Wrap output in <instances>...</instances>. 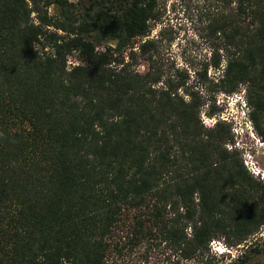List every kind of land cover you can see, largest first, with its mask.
<instances>
[{
	"label": "trees",
	"instance_id": "obj_1",
	"mask_svg": "<svg viewBox=\"0 0 264 264\" xmlns=\"http://www.w3.org/2000/svg\"><path fill=\"white\" fill-rule=\"evenodd\" d=\"M180 1L210 47L202 85L164 67L171 23L148 36L167 0H0V264H118L144 240L188 258L264 224L230 126L201 118L245 84L264 137V0Z\"/></svg>",
	"mask_w": 264,
	"mask_h": 264
},
{
	"label": "rangeland",
	"instance_id": "obj_2",
	"mask_svg": "<svg viewBox=\"0 0 264 264\" xmlns=\"http://www.w3.org/2000/svg\"><path fill=\"white\" fill-rule=\"evenodd\" d=\"M69 1H72L74 3L73 8L82 14L85 11H91L88 9H91V5L95 2V0ZM48 10L51 13L53 12V4L49 6ZM184 11L185 6L180 0H167L162 19L156 25H153L148 36L155 35L160 27L166 23H171L172 29H169L168 32L173 38L167 40L163 36L160 48V56L164 67H170L171 69L173 67H186L189 72V83L202 85L200 84L201 81L197 80L196 73L197 69H201L203 61L209 59L210 47H208L203 38L194 33L189 21L190 17ZM67 62L68 65L77 62L75 52L68 55ZM138 68L142 69L143 65H138ZM219 72H221V69L218 70L208 66L207 75L209 77L216 76ZM202 91L204 92L205 90ZM215 99L219 110L213 115H207L209 100L202 105L201 118L203 123L212 125L217 119H224L225 123L230 126L233 135V141L228 142L227 147L233 148L236 146L246 169L264 186L261 173L257 175L252 172L249 168L252 162L248 159L244 160V158H247L246 151L251 152V156H253L254 154L252 155V153L264 149V137L257 130L252 117L249 115V111H247V107L250 110L253 104L247 100L245 84H240L239 88L233 92L218 91L215 94ZM243 102H245L246 106H243ZM235 122L240 133L232 130ZM253 162H255L256 168H260L256 160ZM187 231L189 232L190 228H187ZM263 238L264 224L255 233L250 234L238 244L229 245L224 237H214L209 241L206 248L198 249L188 258L183 257L179 249L173 248L164 241L152 240H144L132 247L126 246L123 248L122 254L116 257L118 264H232L231 260L239 253L245 252L246 260H239L233 264H264ZM253 247H259V250H254Z\"/></svg>",
	"mask_w": 264,
	"mask_h": 264
},
{
	"label": "clouds",
	"instance_id": "obj_3",
	"mask_svg": "<svg viewBox=\"0 0 264 264\" xmlns=\"http://www.w3.org/2000/svg\"><path fill=\"white\" fill-rule=\"evenodd\" d=\"M243 103H244L243 106H246L245 102H243ZM247 111H250L249 107H247ZM234 125L236 126V122L234 123ZM236 132L240 133L239 130H237ZM243 147L245 148V146H243ZM245 153H246L247 158H244V160L248 159L249 161L252 162V163L250 162L251 164L249 166L251 171L255 172L257 175H259V173H261V178L264 180V149L263 150L260 149L259 151H256L255 153H252V155L254 154L253 156H251V152H247L246 151ZM254 160H256L258 162V167H260V168H256L255 162H253Z\"/></svg>",
	"mask_w": 264,
	"mask_h": 264
},
{
	"label": "built area",
	"instance_id": "obj_4",
	"mask_svg": "<svg viewBox=\"0 0 264 264\" xmlns=\"http://www.w3.org/2000/svg\"><path fill=\"white\" fill-rule=\"evenodd\" d=\"M226 118H227V117H226ZM232 130L236 132V131L238 130L237 126L233 125V126H232Z\"/></svg>",
	"mask_w": 264,
	"mask_h": 264
},
{
	"label": "flooded vegetation",
	"instance_id": "obj_5",
	"mask_svg": "<svg viewBox=\"0 0 264 264\" xmlns=\"http://www.w3.org/2000/svg\"><path fill=\"white\" fill-rule=\"evenodd\" d=\"M253 108H254V105H252L251 108H250V111H249V115H250V116H251L250 113H251V111L253 110Z\"/></svg>",
	"mask_w": 264,
	"mask_h": 264
}]
</instances>
